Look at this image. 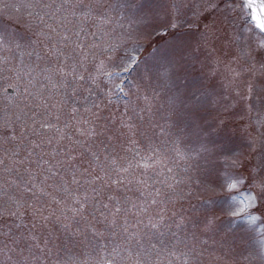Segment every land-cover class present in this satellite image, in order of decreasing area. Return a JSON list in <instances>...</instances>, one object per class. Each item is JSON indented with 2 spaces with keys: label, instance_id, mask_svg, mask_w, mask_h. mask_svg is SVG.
I'll return each instance as SVG.
<instances>
[{
  "label": "snow or ice",
  "instance_id": "6c2138e0",
  "mask_svg": "<svg viewBox=\"0 0 264 264\" xmlns=\"http://www.w3.org/2000/svg\"><path fill=\"white\" fill-rule=\"evenodd\" d=\"M109 7V0H0V13L16 14L15 23L30 34L18 39L0 23V53L13 54L0 55V79L14 75L20 93L0 108V264H44L58 234L95 252V264H174L181 257L188 264V257L203 254L197 245L207 241L187 225L214 237L220 230L217 213L242 223L241 240L264 232V0H159L141 6L119 43L106 41L110 33L98 26L110 23ZM22 9L31 21L20 15ZM235 17L247 20L239 32ZM84 19L96 30L86 29ZM185 25L195 26V45L180 41L172 46L177 51L164 56L153 41ZM218 45L231 52L226 63L215 56L232 77L226 87L245 101L250 123L257 125L246 155L204 142L205 109L170 87L185 67L182 61L194 65L201 49L213 55ZM146 49L151 59L142 62L139 54ZM24 56L35 60L26 63ZM132 73L172 93L170 115L184 114L193 122L189 141L196 147L182 174L150 140L140 147L137 137L149 139L142 128L152 125V106L142 83L128 87L123 79ZM109 81L108 91L97 96L93 88ZM112 94L135 97L119 118L104 115ZM121 137L123 155L112 143ZM217 179L228 193L245 185L247 191L227 196L232 206L226 208L183 207L194 190L214 191ZM173 228L183 229L185 237ZM259 243L264 259V238ZM177 245L189 250L178 253Z\"/></svg>",
  "mask_w": 264,
  "mask_h": 264
},
{
  "label": "rangeland",
  "instance_id": "374dc122",
  "mask_svg": "<svg viewBox=\"0 0 264 264\" xmlns=\"http://www.w3.org/2000/svg\"><path fill=\"white\" fill-rule=\"evenodd\" d=\"M110 7L106 15L110 16V23L107 25H98L102 32L110 33V36L104 37V39L111 43H119L121 37L133 27L134 18L140 14V8L153 7L159 0H109ZM112 4L119 5L118 7L111 6ZM124 5H133L125 7ZM29 10H21L20 15L26 21H31L32 17H29L27 12ZM16 14H12L9 18L7 12L0 13V23L7 26V30L10 33H15L18 39H27L29 33L15 23ZM191 23V20L189 21ZM247 24V20L244 17H235L234 31L239 32L241 25ZM83 25L86 29L96 30L94 22L89 19L83 20ZM258 37L259 34L257 33ZM198 38L195 26L188 29V25H185L184 30L177 32L173 35H167L157 37L153 43L161 50L164 56H170L177 51L172 46L180 41L195 45ZM227 53V54H225ZM121 54H123L121 52ZM0 55H13L12 53H0ZM19 55V53H17ZM140 57L143 59H151L146 52H141ZM220 56L226 63L231 57V52L227 48H222L218 45V51L213 55H209L203 49L198 53L199 62L196 64L185 63V67L179 70L176 74V79L172 88V93L183 92L185 96L190 99L195 105L205 109L200 113V125L202 127L203 141L214 144L219 147L220 150L229 151L231 153L239 154L241 152L247 154L245 147L248 135L251 133L255 135L257 132V125L250 123L249 115L246 110V103L240 100L235 92L227 88L226 85L232 77L225 70L224 63H215V56ZM26 63H30L35 60V56L23 57ZM189 60L191 58H188ZM43 67V63H41ZM232 67H237L232 65ZM6 76L8 74H5ZM136 73H132L131 76H124L123 79L129 81L128 87L131 85L142 83L143 88L146 89L147 94L151 97V120L150 126L147 122L143 125L142 130L148 132L149 139L146 140L143 137H137L140 142L141 148H146L149 144V140L153 147L163 150L164 155L169 158L170 162L178 165L177 171H181L187 166L188 156L192 150L196 147L195 144L190 143L189 137L191 135L193 122L187 118L184 114L170 115L169 109V95L166 91L161 90L159 87L149 86L146 81L141 82L135 79ZM247 79V77H245ZM17 83L15 76L12 75L7 79H0V108L6 106L5 101L7 99L18 98L20 93L17 90ZM119 83V81H117ZM111 82L102 83L100 89L93 88L97 96H100L101 89L108 91V86ZM240 92L243 94L245 91L244 86L241 84ZM158 95H153V92ZM90 99H96V97H90ZM131 100H135V97H123L117 94H112L111 104L104 112V115H115L120 117L121 113L125 111V106ZM107 103V101H105ZM255 100L249 101L254 103ZM71 104V101H69ZM141 107H144V101L141 98L139 100ZM77 107H80V103L77 102ZM227 109V111H225ZM223 120V125L220 121ZM247 128V131L245 129ZM116 148V152L121 155L124 154L121 145L125 144V138L121 137L119 140L112 142ZM182 174V171H181ZM222 179H217L214 185V191L203 192L194 190L190 199L183 202V207L187 208L189 204L196 206L197 208L207 207L209 209L229 207L232 206L231 201L226 197L231 194H239V192H246L247 186H242L239 190L233 193H228L226 190L221 189L219 185L222 183ZM209 201L208 205H203L202 201ZM180 207V204H177ZM220 220L218 221L220 230L214 236L205 235L200 233L198 229L194 228L191 224L187 225V231L189 233L196 232L199 240L207 241V243L198 244L197 248L203 254L193 260L188 257V264H264V259L259 256L260 240L264 238V232L256 231L251 234V238L245 237L244 240L239 238V229L243 227L240 221H232L227 216L221 213ZM12 218H6L7 224H12ZM176 231L181 239L185 237V231L183 229H172ZM5 234H7V228H4ZM169 236L171 233L168 234ZM235 239V242H233ZM51 246V245H50ZM191 247V242H189ZM189 249L183 245H177L175 251L187 252ZM89 256L92 259H89ZM97 254L92 252L90 248L76 241L64 240L63 234H58L56 245L52 248V254L45 259L44 264H57L59 260L61 264H95ZM184 258L174 261V264H183ZM167 264V260L163 262Z\"/></svg>",
  "mask_w": 264,
  "mask_h": 264
}]
</instances>
